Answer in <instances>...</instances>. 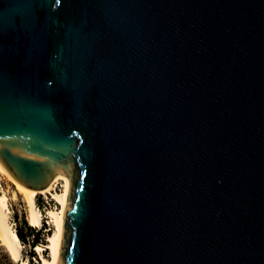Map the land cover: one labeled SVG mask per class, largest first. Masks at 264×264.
Segmentation results:
<instances>
[{
  "label": "water",
  "instance_id": "water-1",
  "mask_svg": "<svg viewBox=\"0 0 264 264\" xmlns=\"http://www.w3.org/2000/svg\"><path fill=\"white\" fill-rule=\"evenodd\" d=\"M0 162L56 264H264V0H0Z\"/></svg>",
  "mask_w": 264,
  "mask_h": 264
},
{
  "label": "bare ground",
  "instance_id": "bare-ground-1",
  "mask_svg": "<svg viewBox=\"0 0 264 264\" xmlns=\"http://www.w3.org/2000/svg\"><path fill=\"white\" fill-rule=\"evenodd\" d=\"M0 168L11 178L15 185L16 191L12 192L11 199L15 200L17 198V192L22 196V200L25 204L27 212L26 219L29 225L38 227L41 224V212L37 208L35 202V197L38 192L41 193L44 191L45 193H48L51 198L60 205L59 208H50L46 212L53 224V230L47 235L46 244L44 245L46 249L49 250V256L45 257L43 255V248L41 245H37L35 248L36 252L38 253V257L41 259V264H56L58 243L62 227V212L69 186L68 178L58 176L53 179L44 189L35 190L28 188L15 180L1 162ZM58 180L63 181V188L60 191L55 189L56 182ZM7 200V195L0 192V246L2 245L6 249L8 255L13 261L19 262V264H28L24 261V259H21L22 245L12 224L9 222V208Z\"/></svg>",
  "mask_w": 264,
  "mask_h": 264
},
{
  "label": "rangeland",
  "instance_id": "rangeland-1",
  "mask_svg": "<svg viewBox=\"0 0 264 264\" xmlns=\"http://www.w3.org/2000/svg\"><path fill=\"white\" fill-rule=\"evenodd\" d=\"M63 188V181L58 180L56 182L55 189L60 191ZM13 191H16L15 185L12 182L11 178L0 168V192L5 193L8 197L7 204L9 208L8 218L9 222L12 221L14 224H12L13 228L16 226H20L23 218L27 221L26 216V208L25 204L22 200V196L17 192V198L15 200L11 199V194ZM38 200L41 204L39 205V208L41 212V224L38 227H34L35 230H39L43 233V237L40 240L41 243L37 245H41L43 248V255L45 257L49 256V250L46 249L44 246L46 244V238L49 233L53 230V224L50 220V217L46 214L47 210L50 208H59L60 205L51 198V196L48 193L38 192L35 197V202ZM17 215V218L15 216ZM43 223L45 225H43ZM27 224L29 225L28 221ZM31 226V225H30ZM22 250H21V259H24L25 262L28 264H41V259L38 257V253L36 252L35 248L36 246H32L29 240H25V242H22L19 239ZM0 264H19V262L13 261L10 256L8 255V252L6 249L1 245L0 246Z\"/></svg>",
  "mask_w": 264,
  "mask_h": 264
},
{
  "label": "trees",
  "instance_id": "trees-1",
  "mask_svg": "<svg viewBox=\"0 0 264 264\" xmlns=\"http://www.w3.org/2000/svg\"><path fill=\"white\" fill-rule=\"evenodd\" d=\"M36 204L39 208V205L41 204L38 200H36ZM17 218V215L15 216ZM43 225H45L43 223ZM17 236L22 242H25V240L30 239V243L32 246H36L37 244L41 243V239L43 237V233L39 230H35L32 226L27 224V221L23 218L21 225L18 227L16 226L14 228Z\"/></svg>",
  "mask_w": 264,
  "mask_h": 264
},
{
  "label": "built area",
  "instance_id": "built-area-1",
  "mask_svg": "<svg viewBox=\"0 0 264 264\" xmlns=\"http://www.w3.org/2000/svg\"><path fill=\"white\" fill-rule=\"evenodd\" d=\"M11 223H12V224H14V222H13V221H12Z\"/></svg>",
  "mask_w": 264,
  "mask_h": 264
}]
</instances>
